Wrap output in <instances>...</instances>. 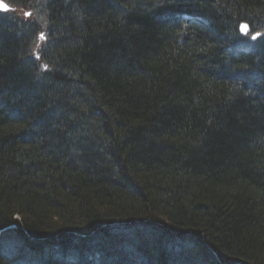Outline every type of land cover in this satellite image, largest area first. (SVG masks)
Wrapping results in <instances>:
<instances>
[{
  "label": "trees",
  "instance_id": "obj_1",
  "mask_svg": "<svg viewBox=\"0 0 264 264\" xmlns=\"http://www.w3.org/2000/svg\"><path fill=\"white\" fill-rule=\"evenodd\" d=\"M6 1L0 264H264V0Z\"/></svg>",
  "mask_w": 264,
  "mask_h": 264
},
{
  "label": "rangeland",
  "instance_id": "obj_2",
  "mask_svg": "<svg viewBox=\"0 0 264 264\" xmlns=\"http://www.w3.org/2000/svg\"><path fill=\"white\" fill-rule=\"evenodd\" d=\"M26 11H28V10H26V9H22V12H26ZM240 30H241V32H242L244 35L247 36L248 39L251 38L250 40H254V39L258 38L259 36H262V35H263L262 33H264V31H263V32H257V33H255L254 35L251 34V36H250V38H249V30H248L247 28H246V29H240ZM256 34H258V36H257L256 38L253 39V37H254ZM6 232H7L6 230H2V231H0V241H1V242H5V244H6V243L9 241L10 244H12L11 240H12V241H18V240L15 239V235H14V234H12V233H6ZM8 232H9V231H8Z\"/></svg>",
  "mask_w": 264,
  "mask_h": 264
},
{
  "label": "bare ground",
  "instance_id": "obj_3",
  "mask_svg": "<svg viewBox=\"0 0 264 264\" xmlns=\"http://www.w3.org/2000/svg\"><path fill=\"white\" fill-rule=\"evenodd\" d=\"M5 2H7L6 0H4ZM8 3V2H7ZM9 4V3H8ZM10 5V4H9ZM12 8H10V9H8V10H5V11H0V12H8V11H14V12H16V13H18V14H20V15H25L26 17H28L29 15H30V12H32V9L30 8V6H27V7H24V8H22V9H26V10H28V11H26V12H22V9H17V10H15L16 8H14L12 5H10ZM248 29V26L246 25V23L244 22V23H242L241 24V26H240V29ZM44 33L42 32H40V36L41 37H45V35H43ZM255 34V33H254ZM253 34V35H254ZM258 36V34H256L254 37H253V39L254 38H256ZM44 68H45V66H44ZM6 245V244H5ZM1 246L2 247H4L3 246V244L1 243Z\"/></svg>",
  "mask_w": 264,
  "mask_h": 264
},
{
  "label": "water",
  "instance_id": "obj_4",
  "mask_svg": "<svg viewBox=\"0 0 264 264\" xmlns=\"http://www.w3.org/2000/svg\"><path fill=\"white\" fill-rule=\"evenodd\" d=\"M6 6V7H5ZM12 8L7 2L4 0H0V11H5Z\"/></svg>",
  "mask_w": 264,
  "mask_h": 264
},
{
  "label": "snow or ice",
  "instance_id": "obj_5",
  "mask_svg": "<svg viewBox=\"0 0 264 264\" xmlns=\"http://www.w3.org/2000/svg\"><path fill=\"white\" fill-rule=\"evenodd\" d=\"M6 7V6H5ZM43 38V37H42Z\"/></svg>",
  "mask_w": 264,
  "mask_h": 264
}]
</instances>
